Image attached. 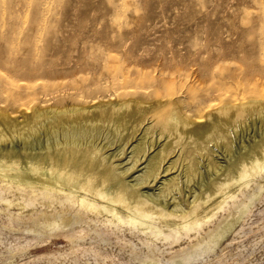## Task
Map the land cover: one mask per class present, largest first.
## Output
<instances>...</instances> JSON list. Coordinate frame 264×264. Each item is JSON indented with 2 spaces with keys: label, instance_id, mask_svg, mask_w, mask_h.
<instances>
[{
  "label": "bare ground",
  "instance_id": "obj_1",
  "mask_svg": "<svg viewBox=\"0 0 264 264\" xmlns=\"http://www.w3.org/2000/svg\"><path fill=\"white\" fill-rule=\"evenodd\" d=\"M251 8L254 19L264 18V0H241V10ZM1 34L6 209L39 214L38 228L66 238L85 223L170 244L202 228L216 238L241 227L243 189L264 172V36L257 58L241 56V72L205 68L207 81L200 72L191 81L173 63L145 62L141 73L134 51L33 58L19 37ZM242 120H254L258 131L233 149Z\"/></svg>",
  "mask_w": 264,
  "mask_h": 264
},
{
  "label": "rangeland",
  "instance_id": "obj_2",
  "mask_svg": "<svg viewBox=\"0 0 264 264\" xmlns=\"http://www.w3.org/2000/svg\"><path fill=\"white\" fill-rule=\"evenodd\" d=\"M253 12L241 10V0H0V34L19 37L33 58L134 51L141 57V73L145 62L153 67L173 63L188 70L191 81L199 72L207 81L205 68L241 72V56L258 57L254 48L264 36V18L254 19ZM253 121H241L233 149L256 135ZM214 147V159L225 165ZM241 200L240 228L216 238H208L209 228H202L175 244L86 223L70 228L71 238H66L57 228H38L39 214L21 215L0 203V264H264V172L243 189Z\"/></svg>",
  "mask_w": 264,
  "mask_h": 264
}]
</instances>
